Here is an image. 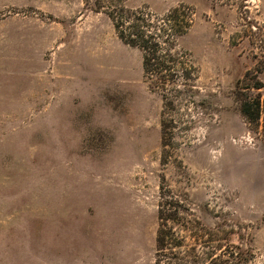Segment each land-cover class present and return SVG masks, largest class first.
Here are the masks:
<instances>
[{
	"label": "rangeland",
	"instance_id": "374dc122",
	"mask_svg": "<svg viewBox=\"0 0 264 264\" xmlns=\"http://www.w3.org/2000/svg\"><path fill=\"white\" fill-rule=\"evenodd\" d=\"M14 1L0 11V264H236L235 247L264 264V126L236 100L237 83L264 85V0L126 1L192 13L175 47L192 81L165 86L83 0ZM245 91L264 104V86ZM158 208L176 211L180 246L157 254Z\"/></svg>",
	"mask_w": 264,
	"mask_h": 264
},
{
	"label": "trees",
	"instance_id": "16d2710c",
	"mask_svg": "<svg viewBox=\"0 0 264 264\" xmlns=\"http://www.w3.org/2000/svg\"><path fill=\"white\" fill-rule=\"evenodd\" d=\"M128 0H83L86 8L94 12L105 14L111 21L117 37L126 45L139 49L142 53V69L146 79L156 78L162 86L174 80L192 81L193 67L189 55L185 54V62H181L177 58L175 47L177 40L183 36L191 27L193 18L190 9L185 7H174L168 11L163 17L154 16L153 13L146 9L131 10L126 7ZM182 11L179 14V11ZM181 17V18H180ZM166 46V47H165ZM179 73V75H178ZM263 83L256 79L252 85L239 86L241 95L236 97L238 102V110L250 125L258 127L262 119L264 126V104L261 99L260 91H256L254 96L250 97L245 90H260ZM264 131V127H263ZM165 205L176 210L181 204L177 201H166ZM165 213L158 208L157 216L159 219V227L156 232V253L163 248L170 246H180V243L172 241L173 233L170 228H166L168 221L176 219V211ZM234 246V245H233ZM235 251L231 253L236 264H247L253 258V254L248 250L235 247ZM221 250V245L217 250ZM224 253L221 254V257ZM215 258H218L216 256ZM227 258L222 259L219 264H226ZM155 264H159L155 259Z\"/></svg>",
	"mask_w": 264,
	"mask_h": 264
},
{
	"label": "crops",
	"instance_id": "0c3cea01",
	"mask_svg": "<svg viewBox=\"0 0 264 264\" xmlns=\"http://www.w3.org/2000/svg\"><path fill=\"white\" fill-rule=\"evenodd\" d=\"M14 0H0V11L4 9V7L8 6L9 4H13Z\"/></svg>",
	"mask_w": 264,
	"mask_h": 264
}]
</instances>
